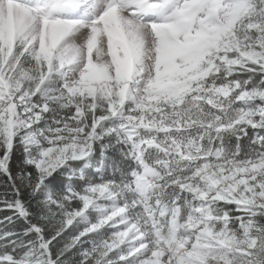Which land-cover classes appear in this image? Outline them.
Wrapping results in <instances>:
<instances>
[{
	"label": "snow or ice",
	"instance_id": "snow-or-ice-1",
	"mask_svg": "<svg viewBox=\"0 0 264 264\" xmlns=\"http://www.w3.org/2000/svg\"><path fill=\"white\" fill-rule=\"evenodd\" d=\"M0 264H264V0H0Z\"/></svg>",
	"mask_w": 264,
	"mask_h": 264
},
{
	"label": "trees",
	"instance_id": "trees-1",
	"mask_svg": "<svg viewBox=\"0 0 264 264\" xmlns=\"http://www.w3.org/2000/svg\"><path fill=\"white\" fill-rule=\"evenodd\" d=\"M7 213H0V216H2V215H6Z\"/></svg>",
	"mask_w": 264,
	"mask_h": 264
}]
</instances>
